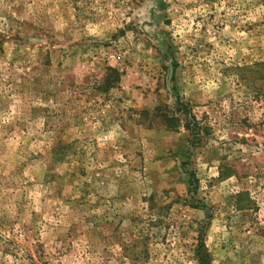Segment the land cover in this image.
<instances>
[{"label":"rangeland","instance_id":"rangeland-1","mask_svg":"<svg viewBox=\"0 0 264 264\" xmlns=\"http://www.w3.org/2000/svg\"><path fill=\"white\" fill-rule=\"evenodd\" d=\"M201 240L264 264V0H0V264Z\"/></svg>","mask_w":264,"mask_h":264},{"label":"trees","instance_id":"trees-1","mask_svg":"<svg viewBox=\"0 0 264 264\" xmlns=\"http://www.w3.org/2000/svg\"><path fill=\"white\" fill-rule=\"evenodd\" d=\"M113 71V70H110ZM115 72V71H113ZM196 258L198 260L199 264H210L209 256L207 254V251L205 249V245L203 241L201 240L200 244L197 246L195 250Z\"/></svg>","mask_w":264,"mask_h":264}]
</instances>
